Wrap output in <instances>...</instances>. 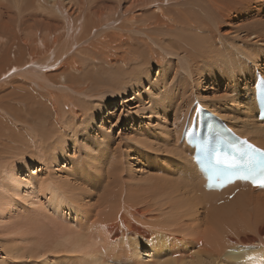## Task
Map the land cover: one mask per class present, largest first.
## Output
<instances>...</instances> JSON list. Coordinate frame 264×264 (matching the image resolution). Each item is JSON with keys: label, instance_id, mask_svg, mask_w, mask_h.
<instances>
[{"label": "bare ground", "instance_id": "bare-ground-1", "mask_svg": "<svg viewBox=\"0 0 264 264\" xmlns=\"http://www.w3.org/2000/svg\"><path fill=\"white\" fill-rule=\"evenodd\" d=\"M257 71L264 0H0L8 263L264 264V193L211 198L179 145L201 106L264 148Z\"/></svg>", "mask_w": 264, "mask_h": 264}, {"label": "rangeland", "instance_id": "rangeland-1", "mask_svg": "<svg viewBox=\"0 0 264 264\" xmlns=\"http://www.w3.org/2000/svg\"><path fill=\"white\" fill-rule=\"evenodd\" d=\"M81 45L82 44H81V41H80L79 43H77V45L75 47H71L70 49H68L67 51H65L64 52V58L67 57V56H70L72 53H74V51L76 50V48L77 47H81ZM75 55L77 57H80V58L82 57V59L85 57V56H82L81 54H78V53H75ZM157 72L158 71L156 69L153 72V75H156ZM144 87L145 88H143V89H145L146 91H148L149 90V87H150V84L149 85H144ZM130 95H132V94H130ZM146 99H147V97L145 96L143 98L144 103H145L144 104L145 105L144 107L147 106V104H146L147 100ZM139 103H140V100H137V105ZM131 105H133V103ZM113 108H114V106H112V109ZM125 110H126L125 113H127V111L129 110V108L127 107ZM142 110L144 111V108L143 107H142ZM70 153H71V151H70ZM9 157L10 156L8 155V153L4 150V153H3L2 157H1V159L3 161H9V163H10L11 162V159ZM35 161H36V159L33 160L32 163L37 164ZM16 166H17L16 164L13 165V167H16ZM35 166L37 167L38 165H35ZM35 166H31V168H34ZM81 166H83V163L81 165H79L78 168H76V172H79V171L81 172L82 171V167ZM135 168H136V171H139V169H138L139 166L138 165L135 166ZM72 173H74V172L72 171ZM25 191H26L25 189L22 190V193H24L23 196L25 197L24 200H21V198H18L19 202L23 204V207H20V208H27L26 203L31 198L30 196L25 195ZM9 202L11 203L10 200H9ZM3 203H5L4 200L0 202V210H2L1 209V205ZM11 207L12 206L10 205L9 209H6L5 210L6 215L0 214V264H6V263L7 264H43V263L53 262L56 257H59V258H65L66 257V254H64V253H61V254H49L48 257L46 259H44V262L43 263L40 262V261H37V260L36 261L31 260V259H29L30 261L28 259H25V261H23L24 259H16V260H12V261H10L8 263V261L11 260V259H10V256L7 254L6 250L8 249L10 242L15 239V238H12L10 236V232L13 231L16 228L15 225L12 228H10V226H11L12 221H15V220H17L19 218L16 214H11V213L8 214L11 211V209H14L13 207L12 208ZM30 208H32V207H30ZM34 209H35V207L32 208V209L27 208L26 211H25V213L29 212V214H28L29 216H30V213L32 215H34V213H36V212H32ZM17 212H19V210ZM17 231H20V229L18 228ZM201 245L202 244L200 243L199 246H201ZM49 251H51V250H49ZM31 261H33V262H31ZM240 263H242V262L240 261L239 264Z\"/></svg>", "mask_w": 264, "mask_h": 264}, {"label": "snow or ice", "instance_id": "snow-or-ice-1", "mask_svg": "<svg viewBox=\"0 0 264 264\" xmlns=\"http://www.w3.org/2000/svg\"><path fill=\"white\" fill-rule=\"evenodd\" d=\"M254 151L260 153L259 157H249V163L241 166V170L235 175L240 180L252 183L254 187L264 188V150ZM208 186L211 187V183Z\"/></svg>", "mask_w": 264, "mask_h": 264}]
</instances>
